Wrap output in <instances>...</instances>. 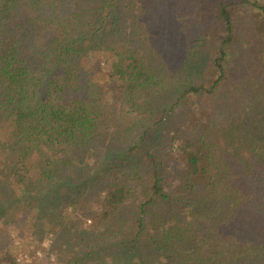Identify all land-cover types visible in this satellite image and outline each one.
<instances>
[{
  "label": "trees",
  "instance_id": "trees-1",
  "mask_svg": "<svg viewBox=\"0 0 264 264\" xmlns=\"http://www.w3.org/2000/svg\"><path fill=\"white\" fill-rule=\"evenodd\" d=\"M197 1L223 29L210 88L146 36L169 0H0V207L50 236L31 264H264V108L212 99L250 0Z\"/></svg>",
  "mask_w": 264,
  "mask_h": 264
},
{
  "label": "rangeland",
  "instance_id": "rangeland-1",
  "mask_svg": "<svg viewBox=\"0 0 264 264\" xmlns=\"http://www.w3.org/2000/svg\"><path fill=\"white\" fill-rule=\"evenodd\" d=\"M209 2L198 6L197 0H169L160 5V11L152 10L150 15L141 18L149 25L145 33L162 61L160 64L167 60L166 68L180 67L183 78L206 88L211 87L217 76L214 60L223 36ZM257 5L264 6V0H250L235 9V34L227 49L226 80L218 84L212 99L226 110L234 109V116L250 111V117H256L259 122L260 116L255 113L264 108V65L259 56L264 54V15ZM191 65L193 70H189ZM185 72L192 73L188 76ZM11 209L6 211L0 207V262L7 264L6 259H14L17 264L38 261L48 254L50 236L36 240L31 222L23 219V209L20 212ZM54 262L53 255L49 256L48 264Z\"/></svg>",
  "mask_w": 264,
  "mask_h": 264
}]
</instances>
